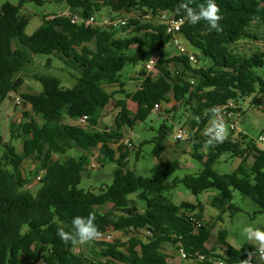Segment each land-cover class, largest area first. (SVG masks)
Returning <instances> with one entry per match:
<instances>
[{
    "label": "trees",
    "instance_id": "obj_1",
    "mask_svg": "<svg viewBox=\"0 0 264 264\" xmlns=\"http://www.w3.org/2000/svg\"><path fill=\"white\" fill-rule=\"evenodd\" d=\"M69 7V15H46L41 26L28 36L25 34L27 19L21 16L24 1L17 5L6 3L0 7V107L11 93H20L24 84L22 71L31 64L33 54L55 55L77 78L71 88L62 85L60 79L41 77L43 90L38 94L22 93L24 105H30L31 115L24 113L28 121L21 126L25 135L24 151L19 153L12 144L4 142L0 132V264H173L162 251L165 244L176 247L181 242L188 260L197 264H210L213 258H222L226 264H239L248 252L255 251L247 244L236 249L226 241L223 231L218 233L217 244L226 246L225 255H216L207 247L211 229L192 213L199 206L183 202L174 204L167 196L177 184H184L192 194L214 190L212 206L220 216L239 209L232 203L234 191L250 198L264 213V150L255 145L242 149L241 138L234 141L231 134L214 147H207V155L197 151L203 169L195 175L167 179L181 168L178 160L164 161L151 177L138 176L129 170V149L124 144V129H132L144 122L154 111L156 104L169 103V94L179 104L191 107L195 119L191 122L195 147H205L202 134L208 124V110L233 101L237 107L241 99L254 95L253 104L264 109V83L255 70L264 67V50L241 55L235 47L243 39H262L251 35L247 28L256 22L264 24V0H215L223 19V31H209L207 22L193 26L185 19L182 28L184 41L192 48L200 65H193L190 56L176 55L165 60L161 55L170 43L165 25L153 29L144 23L146 17L161 22L163 13L184 18L176 8L181 0H63ZM204 0H193L194 8ZM104 9L112 13H139L140 21H133L129 33L121 28H101L94 25L75 24L71 18H100ZM103 16V14H101ZM97 18V19H98ZM126 28V27H124ZM160 56L156 65L159 75L147 73L137 90L126 96L137 105L132 113L127 101L115 99L117 92H109L112 86L124 90L126 83L121 72L129 62H148ZM175 65L174 74L169 65ZM195 83H192V82ZM259 89V90H258ZM12 99V98H11ZM114 102L118 113L115 126L99 129L107 106ZM238 110H241L238 107ZM87 116L86 125L66 123V118L78 121ZM199 117V120H197ZM11 126L14 137L16 129ZM20 137V135H17ZM243 139L247 135L242 134ZM166 127L160 128L153 140L154 155L161 157L165 151ZM137 151L140 156L141 147ZM118 145V149L113 148ZM252 144V143H251ZM99 149L106 161L116 164L111 185L98 193L80 188L86 172L88 157H66L68 151ZM230 154L240 157L241 164L229 174H220L214 166ZM252 156L253 162L248 163ZM39 162L36 174L43 171L41 187L36 194L27 189L23 165L27 160ZM105 161V162H106ZM138 193L146 202V210L139 209L128 199ZM112 204L122 212L115 218L102 214L99 208ZM96 214L95 223L106 235L109 231L133 233L126 244L98 243L103 250L95 257L76 254L77 245L65 244L57 236V229L71 230L75 215ZM28 231L23 233V228ZM146 233L147 240L136 234ZM123 246V247H122ZM124 248V249H123ZM198 256H204L200 263ZM252 264H264L255 258Z\"/></svg>",
    "mask_w": 264,
    "mask_h": 264
},
{
    "label": "rangeland",
    "instance_id": "obj_2",
    "mask_svg": "<svg viewBox=\"0 0 264 264\" xmlns=\"http://www.w3.org/2000/svg\"><path fill=\"white\" fill-rule=\"evenodd\" d=\"M24 1L21 8V16L26 18L28 23L25 28V34L28 36L41 26L44 16L46 15H69L70 10L68 5L63 0H0V7L6 3L13 5L19 4ZM103 14V16H101ZM100 15L101 17L112 18L115 13L104 9ZM117 18L124 17L128 19L126 28H122L121 33L126 34L133 28L132 24L135 20H141L140 14L131 12L118 14ZM98 18V17H97ZM98 18V19H100ZM149 27L158 29L162 24L160 21L153 20L146 17L143 21ZM248 32L256 37L262 39L257 41L256 39H243L236 47L235 50L241 55H250L257 50H264V24L261 22L252 23L248 28ZM184 52L178 50L172 43H168L163 49L161 55L165 60L170 59L176 55H193L195 52L190 46L183 41ZM193 65H200V62L192 61ZM144 62L139 61L137 63L129 62L121 72V80L126 83L125 91L128 93L134 92L139 85L140 72L144 68ZM169 69L175 74L176 67L173 63L169 65ZM257 78L264 83V67L255 70ZM156 77L160 74L157 69L152 72ZM24 84L20 93H15L20 96L22 93L38 94L42 92L43 87L40 82L41 77L53 76L61 80L62 85L66 88L73 87L79 75H76L70 70L57 56L55 55H43L33 54L32 62L21 73ZM109 92H119L120 88L106 86ZM259 90V89H258ZM4 100L0 107V132L4 138V142L12 144L16 147L19 153L24 151V139L25 135L21 132V126L28 121L24 113L31 115L30 105H24L21 98V104L18 105L14 102L13 97ZM123 95L116 94L115 98L120 99ZM173 100L172 97H169ZM254 95L251 97H245L238 103V107L241 109L242 117L238 120L239 130L247 135V139L241 137L240 146L242 149H246L249 146H256L258 149L264 150V144L258 141L260 136L264 137V109L253 104ZM128 108L132 113L137 110V105L127 100ZM118 113L114 102L110 103L105 109L101 118L99 129H105V127L115 126V117ZM195 119L191 107L185 104H179L177 102L165 103L162 106L160 112L153 111L144 122H138L132 128V130L124 131L125 142L129 139L132 143L128 151L129 170L133 171L138 176L151 177L155 174L159 166L164 161L178 160L181 163V168L175 171L168 177L167 181L172 182L175 178H183L186 175L198 174L203 165L201 161L193 156L197 151L198 153L206 156L208 148L195 147V140L192 137V125L191 122ZM70 121V120H69ZM14 124L16 133L14 137L11 133V126ZM166 127V142L165 151L161 157L154 155V149L156 144L153 140L157 138L160 132V128ZM180 128H184L187 131L188 138L185 141L178 142L175 140V135ZM131 131V133H130ZM17 135H20L17 136ZM203 138L207 139L202 134ZM147 141L145 145L141 147L140 156L137 157V151L140 149V145ZM252 143V144H251ZM118 145H114L113 148L118 149ZM128 146V145H127ZM129 147V146H128ZM3 153V147H0V154ZM86 155L88 157L86 163V172L83 175L80 188L85 190H91L96 193L102 187L111 185L113 182V174L116 169V164L106 161L104 156L99 152V149H91L89 151H83L81 149H73L68 151L66 157H80ZM240 157H234L233 155H224L218 163L214 166V169L220 174H229L234 172L241 164ZM106 161V162H105ZM253 157L248 158V163L251 165ZM39 169V162L35 160H27L23 165V172L27 179V189L33 194H36L41 187V180L44 176V172L41 171L36 174ZM39 177L41 179L39 180ZM217 195L214 190L203 192L199 195H194L192 192L180 183L173 187L166 196L176 205H181L183 202H189L199 206L192 216L198 217V222L207 225L211 229V238L207 243V247L213 251L216 255H225L226 246H219L217 244V237L220 231L224 232L226 241L229 245L236 249H241L247 244L253 245L243 236V229L249 225L264 230V213H260L261 208L250 198L242 196L238 191H234L232 203L239 209L235 213L226 212L220 216L219 211L212 206V199ZM131 205H135L140 212L146 210V202L138 198V193H134L128 196ZM102 214H110L112 217H119L122 212L113 208L112 204H107L99 208ZM28 231V227L23 228V233ZM133 236V233L126 232H114L109 231L100 241L92 242L87 245H77L74 249L76 254L84 255L86 257H95V253L99 254L103 247L98 244L101 242L115 244L119 247L126 244L127 241ZM137 238L147 240L146 233L142 232L136 234ZM123 247V246H122ZM124 249V248H123ZM162 251L169 258V261L173 264H197L194 261L182 259L179 255L178 249L171 245L165 244ZM257 261H261L258 256L254 257ZM204 260H200L203 263ZM210 264H226L222 258H213L209 260Z\"/></svg>",
    "mask_w": 264,
    "mask_h": 264
},
{
    "label": "clouds",
    "instance_id": "obj_3",
    "mask_svg": "<svg viewBox=\"0 0 264 264\" xmlns=\"http://www.w3.org/2000/svg\"><path fill=\"white\" fill-rule=\"evenodd\" d=\"M192 3L193 0H181L178 4L176 13L179 14L181 10L184 13V18L180 20L181 24L185 22V19L187 23L193 26L205 21L210 32L220 33L223 31L220 24L223 17L215 0H204V3L196 8L190 6ZM208 115L210 118L204 129V135L208 137L205 146L214 147L228 138L229 128L218 106L210 108ZM197 120H199V117H197ZM95 220L96 214L92 211H89L87 216L75 215L71 220V230L66 231L63 227H60L57 229V236L63 243L72 245H87L100 241L103 238V233L99 230ZM242 234L254 245L255 251L248 252L247 258L240 259L239 264H252V260L256 256L264 261V230L249 225L243 229Z\"/></svg>",
    "mask_w": 264,
    "mask_h": 264
},
{
    "label": "built area",
    "instance_id": "obj_4",
    "mask_svg": "<svg viewBox=\"0 0 264 264\" xmlns=\"http://www.w3.org/2000/svg\"><path fill=\"white\" fill-rule=\"evenodd\" d=\"M118 14L115 13L112 18H106V17H101L100 19H97L95 17H91L90 19H84L78 15H73L71 20L75 24H85V25H94L98 26L101 28H121L125 27L128 24V19L124 17L117 18ZM182 18H177L175 16H170L167 13H163L161 16V23L165 25V30L166 34L170 36V43H172L178 50L184 52V46H183V41L184 38L182 36V28L184 26V23L181 24L180 20ZM190 59L192 61H195L196 58L194 55H189ZM160 60V56L154 57L150 59L148 62L145 63V71L147 73H152L156 69V65ZM14 102L18 105L21 104V97L17 96L15 93L10 94ZM221 109V113L223 115V118L225 122L228 125L229 128V134H231L232 139L234 141L239 140L241 138V135L243 134L238 127V120L242 117V112L241 110H238L237 105L233 101H229L227 104L219 107ZM162 109L161 104H156L154 110L157 112H160ZM88 121V117L85 116L81 119L78 120V124L80 125H86ZM131 133V131H130ZM188 138V134L186 129L180 128L176 135H175V140L178 142L185 141ZM258 141L261 144H264V137L260 136L258 138ZM124 144L128 146H132V143L129 139H127ZM41 177H39V180ZM176 248L178 249L179 255L181 256L182 259L188 260V255L186 251L183 248V245L181 242H177ZM199 260H204V256H198Z\"/></svg>",
    "mask_w": 264,
    "mask_h": 264
},
{
    "label": "crops",
    "instance_id": "obj_5",
    "mask_svg": "<svg viewBox=\"0 0 264 264\" xmlns=\"http://www.w3.org/2000/svg\"><path fill=\"white\" fill-rule=\"evenodd\" d=\"M142 79H143V77L140 76V78H139V84H140V82L142 81ZM138 86H139V85H138ZM117 88H118V87H117ZM137 88H138V87H137ZM136 90H137V89H136ZM136 90H135V91H136ZM135 91H134V92H135ZM132 93H133V92H132ZM117 94H119V95H123V96H124V97H120V99H124V100H126V101H127V100H130V99H127L126 96H127L128 94H131V93L126 92L125 89L122 90V89L120 88V91H119ZM168 96H169V97H172L171 94H169ZM115 99H116V98H115ZM169 99H170V98H169ZM130 101H132V100H130ZM172 101H173V102H176L175 100H171V99H170V102H169V103H172ZM127 102H128V101H127ZM111 103H112V102H111ZM169 103H168V104H169ZM163 104H165V103H162L161 106H163ZM127 106H128V105H127ZM129 110H130V109H129ZM193 115H194V113H193ZM69 120H70V121H69ZM65 122H66V123H69V124H77V123H78V121H75V120H72V119H69V118H66V121H65ZM127 130H132V129H127V128L124 129V131H127Z\"/></svg>",
    "mask_w": 264,
    "mask_h": 264
}]
</instances>
